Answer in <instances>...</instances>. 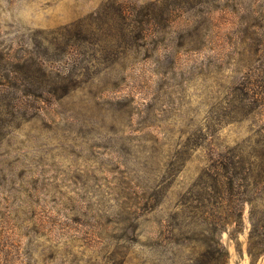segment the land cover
Masks as SVG:
<instances>
[{
    "label": "rangeland",
    "instance_id": "374dc122",
    "mask_svg": "<svg viewBox=\"0 0 264 264\" xmlns=\"http://www.w3.org/2000/svg\"><path fill=\"white\" fill-rule=\"evenodd\" d=\"M264 0H0V264H264Z\"/></svg>",
    "mask_w": 264,
    "mask_h": 264
},
{
    "label": "trees",
    "instance_id": "16d2710c",
    "mask_svg": "<svg viewBox=\"0 0 264 264\" xmlns=\"http://www.w3.org/2000/svg\"><path fill=\"white\" fill-rule=\"evenodd\" d=\"M254 252L257 254H264V250L263 251H250L251 255H254Z\"/></svg>",
    "mask_w": 264,
    "mask_h": 264
}]
</instances>
